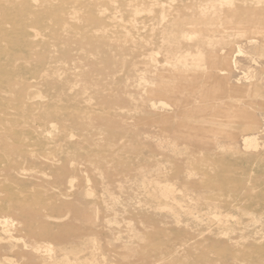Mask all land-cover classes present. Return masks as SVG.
Here are the masks:
<instances>
[{
  "label": "rangeland",
  "instance_id": "374dc122",
  "mask_svg": "<svg viewBox=\"0 0 264 264\" xmlns=\"http://www.w3.org/2000/svg\"><path fill=\"white\" fill-rule=\"evenodd\" d=\"M29 1L33 4L40 2V0ZM91 1L99 2L97 9H101L100 16L107 17L109 22V26L106 25L107 22L92 23L91 30L96 32L95 27L98 26V30L104 28L100 29L102 32H96L100 36L109 35L108 39L103 40V44L109 47L129 46L131 52L116 50L112 51L114 54L106 56L104 49L97 46L92 51V56L87 54L88 49L75 42L66 44L64 53L50 48L53 51V58L47 59L44 66L49 78L44 70L43 76L22 72L19 80L24 89H28L26 103L35 106V103L44 100L46 106L48 105L49 115H46L43 107L35 106L31 109L27 108L28 111L23 117L21 110L15 111L7 104L12 94L9 93L8 96L0 93V102L6 108H0V134L10 133V130L13 133L16 131L29 133L25 139L30 146L25 149L36 153V158L41 162L47 163L55 159L54 156L64 161L68 155L71 158L75 157L78 170L67 173L62 179L57 172L54 173V170L48 171L47 166L41 167L42 171H40L39 168L26 165V173L23 172L26 176L20 173L16 175L19 180L25 181L24 183L18 179L14 183L12 171L0 170V207L9 201L8 198L13 194L15 197L34 196V201L37 203L32 201L33 203L29 202L30 205L27 203L25 206H18L15 208L17 211L13 209L16 216L12 212V214L0 213L1 219L6 216L7 221L10 220V226L13 225L12 235L16 238V242L9 243L8 247L12 249L7 247L4 252L0 250V262L2 264H72L73 262L78 264H91V262L92 264H264V54L262 52L264 23H261L264 15L263 11L242 15L243 5L247 6L253 2L258 7L264 4V0L205 2L138 0L129 6L128 3L120 4V0L110 5H104V0ZM71 5L67 4L68 7ZM175 22V27L166 31L164 28L160 37L153 38L150 30L156 26L164 27ZM75 23L84 27L88 24L87 17L81 14ZM204 23L207 26H204ZM56 25L48 24L49 31L47 26L40 29L44 37L33 38L35 44H39L40 40L50 42L52 29L60 27ZM5 28L13 32L11 25ZM185 31L191 32L190 38L194 42L184 56L187 57V63L192 66V71L198 74L200 79L186 84L180 75L175 79L179 85L176 93L150 96L148 89L152 87L141 81L142 77L151 78L147 71L149 69L147 63H151L152 60H165L163 49L183 43L180 35ZM214 41L216 44L213 48L204 47V44ZM1 43H4L3 46L6 45V41ZM197 44H201L202 48ZM74 46L78 48H73ZM12 48L13 46L8 45L7 50ZM37 48L38 51L42 50L41 46ZM10 53L6 51V54ZM33 57L37 59V55ZM81 57L86 59L81 60ZM11 59L13 61L8 63L0 58L5 65L0 67V79L7 80L14 69L26 65L20 56L14 55ZM112 66H115V69ZM207 67L210 68L209 72L213 78L206 83L202 96L200 94L195 96L196 103L205 106L207 104L218 106L223 103L227 105L225 108L227 111L223 112L209 106V111L206 108V112L203 109H200L202 111L200 112L194 105L193 112L187 118L208 122L215 119L219 127L229 123L230 132L240 133L234 142L224 137L220 138L218 145L212 144L206 142L199 134L189 136L185 131L179 130L174 123L167 126L161 121H156L158 119L156 113L163 115L168 108H174L175 99L179 101L188 99L192 92L201 86V82L209 75L204 71ZM174 70L182 69L172 68L167 64L160 72L166 76ZM68 79L73 82L70 83ZM48 81L56 82L57 85L54 83L51 86L46 85ZM85 86H89L88 89H85ZM213 88L215 89L212 95L207 97ZM131 92L134 94L131 95ZM69 94L71 99L68 97ZM46 97L48 100H45ZM149 97L150 100L147 99ZM107 99H111L109 103L105 102ZM68 109L71 111L68 112ZM187 121L185 116L181 117L180 122ZM254 122V128L251 130L249 127ZM52 124L55 127L51 128ZM107 126L114 130L109 129V131ZM205 128H210V125L206 124ZM103 129L106 132H103ZM60 131L62 134L59 133ZM221 131L224 135L227 132L223 129ZM179 135H183L181 137L184 139ZM247 135L250 138L255 137L260 145L255 148L245 147L243 140ZM208 139L213 140L214 137L208 136ZM112 140L115 141L111 143ZM77 144H80L79 148L75 149ZM5 146L0 144L2 166H6L3 164L7 163L5 154L8 151H5ZM72 149L73 153L70 151ZM96 153L104 158L96 157ZM20 158L23 159L21 156L13 157L14 164L18 163V159L23 163ZM104 159L107 164L104 168L106 172L102 175L98 169H103L105 163L101 166L98 161ZM229 164L235 169L236 179L234 180L233 174L232 182L240 185L237 190H231L230 187L228 191L221 180L224 171L230 168ZM160 170L164 173L158 177L156 172ZM143 175H147V179ZM155 178L173 184L174 189L177 190L173 194L177 205L173 200L167 205L168 201H162L163 204L160 205L163 207L158 205L152 193L154 185L148 182L149 179L155 180ZM33 205L36 208L32 207ZM164 205L168 207L164 208ZM53 206L54 210L51 209ZM26 207H31L29 214ZM26 211L28 216L33 213L32 217L30 216L32 221L28 223L33 225L30 227L28 224L22 225L18 231L19 225L16 221L23 213L24 216ZM9 214L12 215L11 218ZM44 223L46 231L43 229V232L49 233L45 236L40 235L39 231L44 228L40 227V225L44 226ZM50 226L53 228L51 229ZM32 227L34 230L36 228L34 234ZM50 229L54 232L51 233ZM24 231L29 233L26 234ZM0 236H4L1 230ZM5 255L10 257L7 262Z\"/></svg>",
  "mask_w": 264,
  "mask_h": 264
},
{
  "label": "bare ground",
  "instance_id": "6f19581e",
  "mask_svg": "<svg viewBox=\"0 0 264 264\" xmlns=\"http://www.w3.org/2000/svg\"><path fill=\"white\" fill-rule=\"evenodd\" d=\"M118 2L119 0H104V5H110L112 2ZM134 1H138V0H120V4L123 5V3H125L127 5L128 3V6L134 2ZM160 0H155L154 2H158ZM202 1H207V0H202ZM99 2H92L91 0H57L56 2H53V0H40V2L38 4H33L31 3V1L29 0H0V58H3L6 60V62L8 63H11L13 60L11 58L14 57V55H17V56H20L22 57V59L24 60V62H26V65L23 66L21 69H14V71L11 72V77L8 78L7 80L5 79H0V93H3V94H8V96L10 94H12V96L9 98V100H7V104H9L10 106H12L15 111L16 109L17 110H21L20 113H22L21 115H24L27 113L26 111H28L27 108L30 107L33 108L35 106H38V107H43V110H45V113L46 115H49L50 112H48L47 110V107L48 105L46 106V104L44 103V100L42 102H37L35 103V106L33 105H28V103H26V96L29 94L28 93V89H24V87L22 86V84L19 83V80H20V77H21V74L22 72H31L33 73L34 75H41L43 76L42 74H44V66H46V61L47 59H52L53 58V51L50 49V48H54L56 49V51H58L59 53H64L65 52V49L64 47L67 46L66 44L68 43H71V42H75V43H79L81 45H83V48H86L88 49L87 51V54L88 55H92L93 56V50L95 47H99L100 48L102 47L105 51V54L106 56H109V54H114L112 53V51H120V52H125V51H130L131 52V47H123V46H118V47H109V45L107 44H103V40H106L109 38V35L105 34V35H97V31L98 33L99 32H102V29L100 31V29L98 30V27H95V29L97 28V31L95 32L92 31L91 29V26H92V23H95V22H107L106 25L109 26V22L107 21V17H102L100 16L101 12L100 10L97 9V5H98ZM67 4H72L70 7L67 6ZM103 5V6H104ZM199 5V4H198ZM189 8H190V5H188ZM187 6V7H188ZM244 7L242 8V15H247V13H258L259 11H263V15H264V4H261L260 6H256V4H254L253 2L248 4L247 6L246 5H243ZM260 9V10H259ZM103 10V8H102ZM241 11V9L239 10ZM253 11V12H252ZM85 15L87 17V22L88 24L85 25L84 27H80L76 22V20H78L80 18V15ZM104 16V15H103ZM2 17V18H1ZM83 17V16H82ZM84 18V17H83ZM81 21V20H80ZM83 21V20H82ZM57 24L59 25L60 27L59 28H54L52 29V32L50 33L52 35V39L50 42H45L43 40H40L38 41L39 44H35V40L36 38H39V37H44L43 35H41V32H40V29H43L45 28L48 24ZM261 23H264V20L261 22ZM82 24V23H80ZM112 24V23H111ZM176 22L175 23H172V25H168L166 24L164 27L163 26H156V28H153L152 30H150L152 32V36L153 38H158L160 37L161 33L163 32V29L165 28V31L168 30V28H172L173 26L175 27L176 25ZM205 25L204 26H207L206 23H204ZM7 25H11L13 27V32L10 31V30H7L5 28V26ZM56 25V26H57ZM96 25V24H95ZM105 25V26H106ZM54 26V25H53ZM55 26V27H56ZM97 26V25H96ZM104 26V25H103ZM102 26V27H103ZM107 26V27H108ZM10 27V26H9ZM48 27V26H47ZM106 27V28H107ZM163 27V28H162ZM110 28V27H108ZM107 28V29H108ZM48 31H49V27L47 28ZM106 29V30H107ZM107 31H111V30H107ZM112 32V31H111ZM114 32V31H113ZM138 34H139V31H137ZM48 33V32H47ZM68 33V34H66ZM191 32H188V31H185V33H181L180 37L183 41V43H179V44H173L172 46H168V47H165L163 50L165 51V57L166 59L163 60V61H156V60H152L151 63H147L148 64V67L149 69L147 71H149V74L151 75V78H143L141 79L142 83L143 84H147V85H150V87L152 88H149L148 89V92H149V95L150 96H158V95H169V94H174L176 93L179 89V85L178 83L175 81L176 78H178V76L181 75V77H183V80L185 81L186 84H188L189 82H193V80H198L200 79V77L198 76V74H196L195 72L192 71L191 69V65L187 63V60H186V56H184L188 50H190V48H192L193 46V40H191L192 38L191 37ZM66 34V35H65ZM34 38V39H33ZM46 38V37H45ZM47 40V39H45ZM6 41V45L3 46V44L1 42H4ZM200 42H198L199 44ZM197 44V45H198ZM216 44V42H209L208 44H204V47H210V48H213L214 45ZM8 45L10 46H13V48L11 50H7L8 48ZM201 45V44H200ZM198 45V46H200ZM38 46H41L42 50L41 51H38L39 48H37ZM163 47V46H162ZM161 47V48H162ZM201 47V46H200ZM37 48V49H36ZM73 48H78L76 46H74ZM202 48V47H201ZM97 50V49H96ZM99 50V49H98ZM6 51H10L11 53L10 54H6ZM82 51V50H81ZM101 51V50H100ZM103 51V50H102ZM262 52L264 54V49H262ZM82 53V52H80ZM96 53V51H95ZM94 53V54H95ZM99 53V52H98ZM104 53V52H103ZM128 53V52H127ZM56 54V53H55ZM83 54V53H82ZM97 54V53H96ZM95 54V56H96ZM34 55H37V59H35L33 56ZM79 55V54H78ZM181 55V56H180ZM134 56V55H133ZM74 57V56H73ZM72 57V58H73ZM62 58V57H61ZM82 58V57H81ZM109 58V57H108ZM64 59V58H63ZM79 59H80V56H79ZM83 59H86V58H82L81 60ZM90 59V58H89ZM98 58H96L97 60ZM70 60V59H69ZM103 60V59H102ZM101 60V61H102ZM114 60V59H113ZM62 61V60H61ZM67 61V60H66ZM105 61V60H104ZM203 61V60H201ZM54 62V61H53ZM51 62V63H53ZM99 62V61H98ZM0 67H5L4 64H2L3 62L0 60ZM104 63V62H102ZM112 63V62H111ZM130 63V61H129ZM136 63V62H135ZM167 64H170V66L173 68H178L180 67L182 70H174L171 74L169 75H166L164 76V74L162 72H160V70L165 67V65ZM235 63V62H234ZM57 64V63H56ZM124 64V63H123ZM78 65V64H76ZM112 65H115V63H112ZM120 65V64H119ZM236 65V64H235ZM71 67H74L72 65H70ZM79 66V65H78ZM124 66V65H123ZM122 66V67H123ZM128 66V65H127ZM130 66V65H129ZM237 66V65H236ZM54 67V66H53ZM81 67V66H79ZM102 67V66H101ZM115 66H112L113 69ZM121 67V66H119ZM132 67V65L130 66ZM99 68V67H98ZM60 69V68H58ZM236 69V67H235ZM65 70V69H64ZM78 70V69H77ZM56 72H58V70H55ZM54 71V72H55ZM94 71V70H93ZM207 74L206 78H205V81L201 82V86H198V89L193 91L192 94L189 96V98L185 99V100H182V101H179L178 99H175L174 102H175V106L174 108H168L166 110V113H164L163 115H158L156 113V115L158 116L156 119V121H161L162 123H164L165 125L169 126L171 125L172 123H174L177 128H179V130L181 131H185L189 136L191 134L193 135H198L199 136H202L206 142H209V143H214V144H219V141L221 139H223L224 137L226 138H229L230 140H232L233 142L236 140V138L238 137V134L240 133H232L228 130V127H229V123H224L222 126H218L217 125V121L215 119L213 120H210V122L208 121H205V120H195V119H192V118H187L191 112H193V107L194 105H196V109L197 110H206L208 109L209 111V106L210 107H216L217 109H219L220 111H223V112H226L225 111V108L227 105H224L223 103L222 104H219L218 106L214 105V104H207L206 106L205 105H201V104H198L196 103V100H195V96L200 94L202 96V93L203 91L205 90V85L206 83H209L210 80H212V74H210L211 72L210 71V68L208 69L205 68L204 70ZM49 72V71H48ZM55 72V73H56ZM62 72V71H61ZM113 72V71H112ZM45 73H46V70H45ZM55 73H53V75H55ZM66 73V72H65ZM80 73V72H78ZM221 73V72H220ZM227 73V72H226ZM225 73V74H226ZM58 74V73H56ZM101 75V73H99ZM223 74V73H222ZM45 75V74H44ZM60 75V74H59ZM95 75V74H94ZM103 75V74H102ZM26 76V75H25ZM46 76H47V73H46ZM56 76V75H55ZM49 78V76H47ZM60 77H62L60 75ZM79 77V76H78ZM92 77V76H91ZM115 77V76H114ZM43 78V77H42ZM51 78V77H50ZM53 78V77H52ZM80 78L82 79L81 75H80ZM253 78V77H252ZM255 78V77H254ZM25 79V78H24ZM32 79V78H31ZM54 79V78H53ZM97 79V78H96ZM23 80V79H21ZM28 80V79H27ZM35 80V79H34ZM42 80V79H41ZM70 81V79H68ZM24 81V80H23ZM46 81V80H44ZM77 81V80H76ZM29 82V81H28ZM36 82V81H35ZM42 82V81H41ZM73 82V81H72ZM70 81V83H72ZM99 82V81H97ZM54 83V82H53ZM53 83L51 81H48L46 85H53ZM38 84V83H37ZM41 84V83H40ZM39 84V86H40ZM54 84L57 85V83L55 82ZM233 84V83H232ZM30 85V84H29ZM42 85V84H41ZM85 85V84H84ZM114 85V84H113ZM152 85V86H151ZM238 85V84H237ZM83 86V85H82ZM87 86V85H86ZM85 86V87H86ZM84 87V88H85ZM89 87V86H88ZM88 87H86L85 89H88ZM91 87V86H90ZM134 87V86H133ZM249 87V86H248ZM47 88V87H46ZM76 88V87H75ZM75 88L73 90H75ZM82 91L83 90V87H81ZM96 88V87H95ZM210 88V87H209ZM31 89V88H30ZM92 89V87H91ZM131 89V88H130ZM137 89V88H136ZM215 88L211 89L210 90V93L207 95V97L211 96L212 95V92L214 91ZM50 90V89H49ZM57 90H59L57 88ZM140 91V90H139ZM70 92V90H69ZM68 92V93H69ZM88 92V91H87ZM111 92V91H110ZM10 93V94H9ZM47 93V92H46ZM67 93V94H68ZM72 93V92H71ZM138 93V92H136ZM135 93V94H136ZM63 94V93H62ZM74 94V93H73ZM85 94V92L83 93ZM134 93L131 92V95H133ZM139 94V93H138ZM41 95V93H39V96ZM115 95V94H113ZM249 96V95H248ZM65 97V96H64ZM70 97V94L69 96ZM103 97V96H102ZM108 97V96H107ZM110 97V96H109ZM132 97V96H131ZM135 98L139 99L138 97L134 96ZM142 97V96H141ZM43 98V97H42ZM41 96H40V99H42ZM106 98V97H104ZM71 99V97H70ZM90 99V98H89ZM131 99V98H130ZM136 99V100H137ZM148 100H150V97L147 98ZM197 99V98H196ZM223 99V98H222ZM244 99V98H243ZM45 100H48L47 97ZM67 100V99H66ZM69 100V99H68ZM73 100V98H72ZM103 100V99H102ZM111 100V99H110ZM110 100H105L106 103H109ZM140 100V99H139ZM147 100V102H148ZM224 100V99H223ZM245 100V99H244ZM62 101V100H61ZM76 101V100H75ZM86 102V100H84ZM146 101V100H144ZM171 101V100H169ZM243 101V100H242ZM135 102V101H134ZM89 103V102H87ZM93 103V102H92ZM49 104V103H48ZM60 106L62 104H59ZM65 105V104H64ZM72 105V104H71ZM74 105V104H73ZM82 105V104H81ZM110 105V104H109ZM114 106V104H112ZM135 105V104H134ZM158 107H159V103L157 104ZM4 104L0 102V108H4ZM7 106V105H6ZM70 106V105H69ZM94 105H92V108H93ZM107 106V105H106ZM165 106V105H164ZM57 107V105H56ZM55 107V108H56ZM77 107V106H76ZM95 107V106H94ZM97 107V106H96ZM147 107V106H146ZM152 107V106H150ZM149 107V108H150ZM10 108V107H9ZM91 108V107H90ZM90 108H88L89 110H91ZM110 108V107H109ZM108 108V109H109ZM143 108V107H141ZM145 108V107H144ZM153 108V107H152ZM160 108V107H159ZM207 108V109H206ZM214 108V109H216ZM6 109V108H4ZM4 109L2 110V112H4ZM41 109V108H40ZM51 109V108H50ZM83 110V107L81 108ZM94 109V108H93ZM92 109V110H93ZM99 109V108H98ZM212 109V108H211ZM55 110H58V109H55ZM88 110V111H89ZM96 110V109H94ZM100 110V109H99ZM97 110V111H99ZM121 110V109H120ZM143 110V109H142ZM162 110V108H161ZM200 110V112H202ZM33 111V110H32ZM71 111V110H70ZM69 109H68V112H70ZM87 111V109H86ZM104 111V110H103ZM148 111V110H147ZM217 111V110H216ZM54 112V111H53ZM95 111H93L94 113ZM106 112V111H105ZM150 112V111H149ZM12 113V112H11ZM15 113V112H14ZM13 113V114H14ZM108 114V112H106ZM146 113V112H145ZM159 113V112H158ZM170 113V114H169ZM214 113H215V110H214ZM77 114V112H76ZM91 114V113H90ZM101 114V113H100ZM118 115H120L119 113H117ZM148 114V113H147ZM151 114V113H150ZM149 114V115H150ZM203 114V113H202ZM205 114V113H204ZM2 115V114H1ZM32 115V114H31ZM89 115V114H88ZM103 115V114H101ZM154 115V114H153ZM260 115V114H259ZM50 116H53V115H50ZM65 116V115H64ZM73 116V115H72ZM93 116V115H92ZM114 116V115H113ZM185 116L186 117V120H188L187 122L185 123H182L180 122L181 121V117ZM4 117V116H3ZM18 117V116H17ZM32 117V116H31ZM54 117V116H53ZM62 117V116H61ZM67 117V116H66ZM152 117V115H151ZM70 118V117H69ZM73 118V117H72ZM76 118V117H75ZM114 118V117H113ZM154 118H156V116L154 115ZM58 119V118H57ZM62 119V118H61ZM66 119V118H65ZM86 119V118H85ZM89 119V118H88ZM150 119V118H149ZM16 120V119H15ZM28 120V118H27ZM87 120V119H86ZM2 121V120H1ZM9 121V120H8ZM84 121V120H83ZM88 121V120H87ZM86 121V122H87ZM105 121V120H104ZM19 122V121H18ZM91 122V121H90ZM48 123L50 124V122L48 121ZM57 123V121H56ZM70 123V122H69ZM21 124V123H20ZM25 124V123H24ZM65 124V123H64ZM72 124V123H71ZM206 124H209L210 125V128H205L206 127ZM14 125V124H13ZM56 125V124H55ZM254 125H255V122L254 124H252L249 128H254ZM53 124L51 125V128H53ZM57 126V125H56ZM67 126V125H66ZM73 126V125H72ZM218 126V127H217ZM55 127V126H54ZM108 127V126H107ZM217 127V128H216ZM37 128V127H35ZM62 129H64L63 127H61ZM71 128V127H70ZM86 128V127H85ZM73 129V127H72ZM80 129V128H79ZM82 129V128H81ZM80 129V130H81ZM111 129L108 127V130ZM227 130V132H225V135L222 133L221 130ZM85 130V129H84ZM104 131L103 132H106L105 129H103ZM114 130L111 129V131ZM252 130V129H251ZM255 130V129H254ZM53 131V130H50V132ZM110 131V130H109ZM248 131V130H247ZM6 132V131H5ZM10 133L7 132V134L5 133H1L0 134V144H5V151L7 150L8 152L5 154V158H7V163L6 164H3V165H6V166H2L0 165V170L1 169H6L8 171H12L13 173V177L12 179H15L14 183H16V180L19 178L16 177V175H19V173L23 176H26V171H25V167L26 165H31V168H39L38 170L42 171L41 167H45L47 166V170L49 171L50 170H54V173L57 172V174L59 175L60 178H64L65 175L67 173H70L71 171H76L77 170V167L75 165V157L71 158L67 155L66 158H64V161L63 159L61 158H57L54 156L55 159L53 160H50L49 162L47 161V163H43L39 160V158H36V153L34 154V152L30 151V150H26L25 148L27 146H30L27 145L28 144V141H26L25 137L29 135V133H24L22 131H16V133H13L11 132V130L9 131ZM42 132V131H41ZM48 132V131H47ZM54 132V131H53ZM52 132V133H53ZM57 132V131H56ZM59 133L62 134V132L60 131ZM64 133V132H63ZM86 133V132H85ZM242 133V132H241ZM253 133V132H252ZM4 134V135H3ZM69 134V133H68ZM68 134H66L68 136ZM223 134V135H222ZM41 135V134H40ZM51 135V133H50ZM49 135V136H50ZM72 136V134H70ZM177 135V134H175ZM53 136V134H52ZM50 136V138L52 137ZM77 136V135H76ZM84 136V135H83ZM178 136V135H177ZM176 136V137H177ZM183 136V135H181ZM179 135V137H181ZM208 136H212L214 137L213 140H210L208 139ZM249 135L247 136H244V144H245V147L247 148H255L257 145L259 146L260 144H258L256 142V138H250L248 137ZM30 137V136H29ZM73 137V136H72ZM71 137V138H72ZM75 137V136H74ZM73 137V138H74ZM101 137V136H100ZM175 137V138H176ZM196 137V136H195ZM201 137V138H202ZM242 137V136H241ZM53 138V137H52ZM57 138V137H56ZM66 138V137H65ZM69 138V137H68ZM70 138V139H71ZM77 138V137H76ZM91 138V137H89ZM89 138L87 140H89ZM116 138V137H115ZM178 138V137H177ZM182 138V137H181ZM221 138V139H220ZM78 139V138H77ZM114 139V138H112ZM118 140V138H116ZM115 139V140H116ZM179 139V138H178ZM184 139V138H182ZM69 140V139H67ZM72 140V139H71ZM104 140V139H103ZM107 140V139H106ZM115 140H112V142H114ZM127 140V139H126ZM13 141V142H12ZM49 141V140H48ZM191 141V140H189ZM193 141V140H192ZM199 142V141H198ZM259 142V141H258ZM99 143V142H98ZM173 143V142H172ZM202 143V142H201ZM93 144V143H92ZM176 144V142L174 143ZM80 145V144H79ZM79 145L77 144L75 146V149H78L79 148ZM83 145V144H81ZM94 145V144H93ZM113 145V144H112ZM127 145V144H126ZM129 145V144H128ZM84 147V146H83ZM108 147V146H107ZM218 147V146H217ZM231 147V146H230ZM35 148V147H34ZM231 150V149H230ZM42 151V150H41ZM72 151V153L74 152V150H70ZM117 151V149H116ZM115 151V152H116ZM119 151V149H118ZM232 151V150H231ZM234 151V149H233ZM44 152V151H43ZM48 152V151H47ZM52 152V151H51ZM120 152V151H119ZM118 152V153H119ZM237 152V151H236ZM4 153V152H3ZM69 154L71 152H68ZM98 158H104L103 156L99 155L98 153H96ZM108 154V153H107ZM112 155V154H111ZM23 157V159H21L23 161V163L19 162V159H18V163H15L14 164V160H13V157ZM81 156V155H79ZM77 156V157H79ZM108 156V155H107ZM110 156V154H109ZM8 157L10 158V161L8 162ZM95 158V157H94ZM215 159L217 157H214ZM93 159V158H92ZM1 160V159H0ZM97 160V159H96ZM79 163H82V162H79ZM92 163V162H91ZM99 165L103 166L104 163V167L103 169H98L99 171H101L102 175L106 172V170L104 168H106V164H107V161L104 159V160H100L98 161ZM79 164H77L78 166ZM232 164H229L228 167L230 168H227L225 171H224V174H223V177L221 178L222 180V183H223V186L225 185L229 191V188L231 187V190L234 189V190H237L240 188V185H235L236 183H233L232 182V176L234 174V180L236 179L235 178V169L232 168ZM235 168V167H234ZM36 169V171H37ZM142 170V169H141ZM145 170V169H143ZM142 170V171H143ZM22 171V172H21ZM25 171V173H23ZM78 171V170H77ZM140 173V170L138 171ZM137 172V173H138ZM164 173L163 171H158L156 172V175L158 177H160V175ZM141 174V173H140ZM101 175V174H100ZM101 175V176H102ZM152 175V174H151ZM172 175V174H171ZM46 176V174L44 173V177ZM6 178V176H4ZM9 177V176H8ZM7 177V179H8ZM143 177L145 179H147V175H143ZM1 178V177H0ZM10 179H11V176H10ZM11 179V180H12ZM21 183L23 182L22 180H19ZM19 182V183H20ZM25 182V181H24ZM23 182V183H24ZM145 182V180H144ZM149 183L153 184L154 185V188H153V191L152 193L154 194V198L156 201H158V205L161 206L160 204H163L161 203L162 201H168L166 202V205L167 203H170L171 200L175 201L173 203H175L177 205V200L173 198V194L174 192H176L177 190L174 189V186L173 184H170L169 182L165 181V180H162V179H159V178H155V180H151L149 179L148 181ZM20 183V184H21ZM29 183V182H28ZM69 183L71 184V181H69ZM90 183V182H89ZM27 184V183H25ZM145 184V183H144ZM143 184V185H144ZM150 184V185H151ZM34 185V184H33ZM72 185V184H71ZM70 185V186H71ZM221 183L219 184V187H220ZM146 186V185H145ZM218 186V185H217ZM222 186V187H223ZM6 188V186H5ZM10 188V187H9ZM11 189V188H10ZM9 190V189H8ZM31 190V189H29ZM230 190V191H231ZM10 191V190H9ZM18 192V191H17ZM13 193V192H12ZM91 193V192H90ZM151 193V191H150ZM21 194V192H20ZM33 194V193H32ZM177 193H175L176 195ZM93 195V193H92ZM151 195V194H150ZM229 196V195H228ZM34 196H17L15 197L14 194L11 198H8L9 201L6 202V204H3L2 207H0V213L3 214V213H13L14 215V212L12 211L13 209L17 208L18 206L22 205V206H25L27 203L30 205L29 202H32L34 201ZM7 199V200H8ZM39 199V198H37ZM3 201V200H2ZM6 201V200H5ZM38 201V200H37ZM170 201V202H169ZM1 202V201H0ZM4 202V201H3ZM36 203V201H34ZM185 202V201H184ZM214 202V201H213ZM33 203V202H32ZM182 203V202H181ZM217 203V202H216ZM37 204V203H36ZM165 204V203H164ZM186 204V203H185ZM250 204V203H248ZM28 205V206H29ZM164 205V208H167L168 206ZM181 205V204H180ZM179 205V206H180ZM38 206V205H37ZM40 206V205H39ZM38 206V207H39ZM43 206V205H42ZM166 206V207H165ZM182 206H185V205H182ZM189 206V205H188ZM34 207V205L32 206ZM41 207V206H40ZM54 207V206H53ZM51 208V209H55L54 208ZM163 207V206H161ZM173 207V206H172ZM250 207H251V204H250ZM28 210V213L27 211L25 212V215L23 216L22 212L25 211H22L20 212L22 214V216L20 217L19 220H17L16 222L18 223L19 227L17 228L18 231H19V228H21L22 225H25V224H28L30 223L32 220H31V217L33 215V213H31V215H27L29 214V211L30 208L26 207ZM36 208V207H34ZM34 208H32L34 210ZM42 208V207H41ZM40 208V210H41ZM164 208H161L164 210ZM174 208V207H173ZM187 208V207H186ZM185 208V209H186ZM23 209V208H22ZM39 210V208H37ZM169 209V208H168ZM172 209V208H170ZM16 210V209H15ZM43 210V208H42ZM159 210V209H158ZM183 210V209H181ZM190 210V209H188ZM17 211V210H16ZM55 212V211H54ZM172 212H176V211H172ZM184 212V210H183ZM191 212V210H190ZM11 213V214H12ZM17 213V212H16ZM27 213V214H26ZM57 213V212H56ZM216 213V212H215ZM11 214L10 215V218H11ZM19 214V213H18ZM39 214V213H38ZM175 215V214H174ZM16 216V215H14ZM18 216V215H17ZM31 216V217H30ZM58 216V215H57ZM177 216V215H175ZM192 216V215H191ZM52 217H53V213H52ZM217 217V216H216ZM227 217V216H226ZM56 218V217H55ZM219 219V218H217ZM7 217L4 216L2 219L0 218V230L1 232L4 234L3 237L0 236V250H3V252L7 249V247L9 246V243H12L13 241L16 240L15 237H13L12 235V226H10V223L9 221H7ZM232 220V219H231ZM234 220V219H233ZM236 220V219H235ZM15 222V221H14ZM38 226L39 224L37 222H35ZM180 224V223H179ZM29 225V224H28ZM31 225H33L31 223ZM31 225H29L28 227H30ZM44 226L40 225V227H44L42 228V230L40 229V235H48L49 233L47 232H43V229H45V223L43 224ZM47 225V224H46ZM48 226V225H47ZM130 226V225H129ZM49 227V226H48ZM50 228L52 229L53 226H50ZM14 229V227H13ZM27 229V228H26ZM31 230V228H29ZM33 229V227H32ZM50 229V231H51ZM34 230V229H33ZM36 230V228H35ZM32 231L33 232H35ZM38 230V229H37ZM38 231V232H39ZM46 231V229H45ZM28 232V231H27ZM27 232L24 231V233L28 234ZM43 232V233H42ZM54 232V231H53ZM51 231V233H53ZM23 233V234H24ZM42 233V234H41ZM56 233V232H55ZM34 234V233H33ZM39 235V233H38ZM39 235V236H40ZM227 235V234H226ZM53 236V235H52ZM51 236V237H52ZM223 237H227V236H223ZM46 238V237H45ZM45 240V239H44ZM22 241V240H21ZM46 241V240H45ZM16 242V241H15ZM26 245V244H25ZM98 245V244H97ZM25 247V246H24ZM97 247V246H96ZM10 248V247H8ZM157 248V247H156ZM12 249V248H10ZM46 250V249H45ZM2 252V253H3ZM1 253V252H0ZM83 253V252H82ZM49 254H51V251L49 252ZM4 258L6 259V262L10 260V257L5 255ZM13 261V260H11ZM12 263V262H11ZM0 264H2L0 262ZM70 264V263H68ZM72 264H78L76 262H73ZM92 264V262H91Z\"/></svg>",
  "mask_w": 264,
  "mask_h": 264
}]
</instances>
